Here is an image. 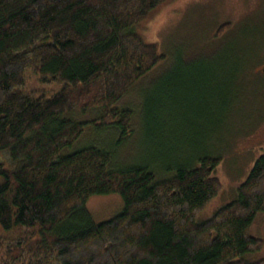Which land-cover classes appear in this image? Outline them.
Returning <instances> with one entry per match:
<instances>
[{
  "label": "trees",
  "instance_id": "16d2710c",
  "mask_svg": "<svg viewBox=\"0 0 264 264\" xmlns=\"http://www.w3.org/2000/svg\"><path fill=\"white\" fill-rule=\"evenodd\" d=\"M169 1L0 0V264H264L250 255L263 247L250 227L264 213V153L203 222L196 215L221 190L219 155L161 172L111 163L134 127L120 102L164 57L141 29ZM27 69L63 85L23 92ZM87 123L118 138L62 154ZM110 193L123 208L96 222L86 201Z\"/></svg>",
  "mask_w": 264,
  "mask_h": 264
},
{
  "label": "rangeland",
  "instance_id": "374dc122",
  "mask_svg": "<svg viewBox=\"0 0 264 264\" xmlns=\"http://www.w3.org/2000/svg\"><path fill=\"white\" fill-rule=\"evenodd\" d=\"M141 33L164 57L121 100L133 110L134 127L112 148L111 163L147 162L161 172L170 164L198 165L200 155H219L213 176L221 190L196 215L195 221L203 222L236 198L237 187L264 153V0H170ZM62 85L27 69L20 90L48 97ZM150 108L155 118L146 124ZM77 112V120L95 116L94 111ZM118 134L87 123L61 153L106 147ZM86 208L100 222L120 212L123 200L119 193L95 194ZM250 234L263 239L262 249L250 255L264 257L263 212Z\"/></svg>",
  "mask_w": 264,
  "mask_h": 264
}]
</instances>
